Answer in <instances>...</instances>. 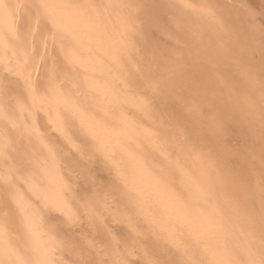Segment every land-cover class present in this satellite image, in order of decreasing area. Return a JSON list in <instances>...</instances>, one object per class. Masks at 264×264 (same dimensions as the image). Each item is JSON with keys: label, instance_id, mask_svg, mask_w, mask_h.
<instances>
[{"label": "snow or ice", "instance_id": "obj_1", "mask_svg": "<svg viewBox=\"0 0 264 264\" xmlns=\"http://www.w3.org/2000/svg\"><path fill=\"white\" fill-rule=\"evenodd\" d=\"M0 264H264V0H0Z\"/></svg>", "mask_w": 264, "mask_h": 264}]
</instances>
